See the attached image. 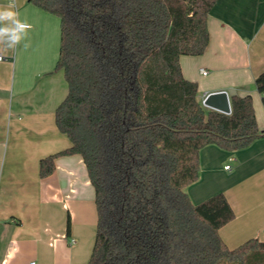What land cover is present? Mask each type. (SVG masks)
Wrapping results in <instances>:
<instances>
[{
	"label": "trees",
	"instance_id": "16d2710c",
	"mask_svg": "<svg viewBox=\"0 0 264 264\" xmlns=\"http://www.w3.org/2000/svg\"><path fill=\"white\" fill-rule=\"evenodd\" d=\"M217 0H29L61 21L56 70L68 94L56 124L81 155L95 189L97 235L87 264H264V240L231 249L220 229L235 218L226 195L194 205L200 153L249 147L264 136L252 96L232 112L208 109L181 56L204 55ZM264 95V72L256 79ZM70 229V221L68 222Z\"/></svg>",
	"mask_w": 264,
	"mask_h": 264
},
{
	"label": "crops",
	"instance_id": "0c3cea01",
	"mask_svg": "<svg viewBox=\"0 0 264 264\" xmlns=\"http://www.w3.org/2000/svg\"><path fill=\"white\" fill-rule=\"evenodd\" d=\"M17 2L20 19L32 29L30 47L22 42L15 52L0 51V264H87L98 214L83 157L59 156L54 172L40 175L42 159L71 147L56 124V110L68 94L65 74L56 70L61 21L29 0ZM7 3L0 0V6ZM208 26L205 54L180 58L184 77L198 84L202 102L229 89L237 97L252 96L264 132V95L256 86L264 72V0H217ZM200 168L187 192L194 205L226 195L235 212L219 231L226 245L264 240V136L237 151L207 146Z\"/></svg>",
	"mask_w": 264,
	"mask_h": 264
},
{
	"label": "clouds",
	"instance_id": "9594fccd",
	"mask_svg": "<svg viewBox=\"0 0 264 264\" xmlns=\"http://www.w3.org/2000/svg\"><path fill=\"white\" fill-rule=\"evenodd\" d=\"M18 7L17 0H8L6 5L0 6V51L15 52L22 42L25 49L30 47L28 35L32 25L26 19H20Z\"/></svg>",
	"mask_w": 264,
	"mask_h": 264
},
{
	"label": "water",
	"instance_id": "95a60500",
	"mask_svg": "<svg viewBox=\"0 0 264 264\" xmlns=\"http://www.w3.org/2000/svg\"><path fill=\"white\" fill-rule=\"evenodd\" d=\"M236 96V91L229 89L221 92H214L206 96L203 104L212 109L225 114H231L232 105L230 99Z\"/></svg>",
	"mask_w": 264,
	"mask_h": 264
},
{
	"label": "built area",
	"instance_id": "2783aa9c",
	"mask_svg": "<svg viewBox=\"0 0 264 264\" xmlns=\"http://www.w3.org/2000/svg\"><path fill=\"white\" fill-rule=\"evenodd\" d=\"M201 73L203 74V75H208V71L207 70H204V69H202L201 70ZM225 169H230V166H227ZM74 242V241H73ZM32 264H34V263H32Z\"/></svg>",
	"mask_w": 264,
	"mask_h": 264
}]
</instances>
